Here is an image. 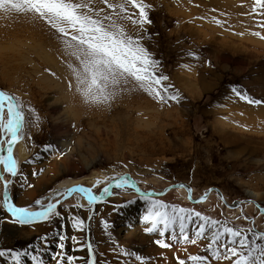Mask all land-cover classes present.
Listing matches in <instances>:
<instances>
[{
	"label": "rangeland",
	"instance_id": "obj_1",
	"mask_svg": "<svg viewBox=\"0 0 264 264\" xmlns=\"http://www.w3.org/2000/svg\"><path fill=\"white\" fill-rule=\"evenodd\" d=\"M143 3L149 6L150 23L120 19L96 0L93 7L104 9L100 16L112 15L126 34L142 38L141 46L157 61L154 73L168 77L153 85L165 99L133 88L120 92L110 106L87 104L76 92L69 68L76 62L63 55L62 45L47 27L1 11L4 24L15 35L0 42V90L17 97L25 110L26 135L14 150L22 173L11 188L16 206L39 210L33 207L37 200L47 203L53 194L55 201L60 200L64 195L59 193L73 185L100 194L112 177L131 174L141 191L161 192L185 183L197 199L218 187L229 203L254 200L264 207V9L255 0ZM121 15L141 19L131 4ZM171 95L178 101L168 99ZM0 140H5L2 132ZM4 177L10 178L6 170ZM76 194L49 220L25 226L0 223V250L6 252L0 264H13L9 251L23 254L33 248L39 249L34 254L43 257V264H58L54 257L61 251L60 259L71 256L72 264H93V259L95 264H179L181 259L194 264L192 256L207 257L204 264H232L229 259L217 260L208 247L210 225H205L208 239L195 237L204 223L195 215L185 226L195 244L149 232L151 225L144 220L148 201L164 203L169 210L183 207L200 212L221 221L217 227L264 233V215L255 205L247 202L240 213L226 208L214 192L205 204L191 203L185 191L177 190L146 201L132 187L113 188L112 195L98 205ZM129 201L135 203L115 207ZM5 216L10 219L0 180V219ZM245 217L254 219V224ZM77 219L85 221L82 231L75 227ZM41 237L48 241L43 247ZM157 239L171 246L161 248ZM60 243L63 250L57 246ZM20 264L34 262L22 255Z\"/></svg>",
	"mask_w": 264,
	"mask_h": 264
},
{
	"label": "snow or ice",
	"instance_id": "obj_2",
	"mask_svg": "<svg viewBox=\"0 0 264 264\" xmlns=\"http://www.w3.org/2000/svg\"><path fill=\"white\" fill-rule=\"evenodd\" d=\"M98 3L106 4L112 9L116 17L120 19H132L133 23H150L147 18L146 8L149 6L143 3V0H124L123 3L109 2V0H96ZM94 0H0V11L5 13L14 12L22 15L34 24L45 26L51 32L52 36L62 45V52L69 60L74 59L75 66L69 63V68L75 80L76 92L81 95L84 102L90 105L110 106L116 96L124 91L133 88H139L147 91L150 95L163 101L165 97L161 95L153 85H161L162 81L168 79L167 76H157L153 69L157 61L153 60L147 49L141 46L142 38H134L126 34L123 29L116 26V21L112 15L100 16L103 8L93 7ZM256 5L264 9V0H255ZM131 4L133 8L139 10L140 21H136L132 16L121 15L125 13L127 5ZM255 11V9H254ZM72 87V84H69ZM167 92V88H164ZM232 91L236 92V89ZM237 95H241L239 92ZM243 99L244 97L241 96ZM170 100H177L178 96L171 95ZM248 103H261L259 100H248ZM5 109L7 119H4ZM25 110L17 97H14L5 91L0 90V132L4 134L5 140H0V153L5 151L3 144L7 143L6 156L0 155V180H4V170L7 171L10 178H19L22 176L17 161L13 158L14 144L25 138ZM115 183L109 184L103 188L104 195H112L111 188L132 187L136 191L135 184L127 176L111 178ZM97 184L102 181H97ZM5 189L8 188V180H4ZM178 187H186L179 185ZM189 193L191 189H188ZM80 193L87 199L91 205L104 198L98 195L92 189L84 186L69 188L60 195H71ZM149 193H140V196L148 201ZM56 194L45 203L37 200L35 206H39L38 211H32L28 206H16L10 202L5 191L3 207L10 219L6 216L0 219V223L8 222L15 225H31L38 221H46L51 217L59 215L57 211ZM149 208L146 209L144 220L151 227L149 232H157L159 236L168 235L169 239L183 238L188 243L195 244L196 239H189L185 233L186 224L193 222L192 216L199 218L202 223L198 226L194 235L197 238L208 239L205 236V225H210L209 231L211 238L208 247L212 250L217 260L224 258L232 261V264H264V233L249 232L238 227H217L222 222L202 216L200 212L192 213L183 207H171L164 203L148 201ZM199 202V201H197ZM135 201H129L125 205L115 207H127ZM84 220L77 219L75 227L83 230ZM178 226L179 232H176ZM107 228V223L105 224ZM222 236L227 240L222 241ZM61 240L64 237H60ZM41 246L47 244V237H41ZM219 242V244H218ZM157 245L161 248H168L171 245L157 239ZM218 247L213 248V245ZM61 250L64 244L57 245ZM92 249V244L87 245ZM224 249L221 253L220 249ZM39 249L33 248L30 251L20 252L9 251L8 255L13 264H20L21 256L31 257L34 264H43V257L34 254ZM6 252L0 250V258L4 257ZM64 253L61 251L54 257L58 264H72L73 257L67 256L66 259H60ZM137 259H140L137 257ZM207 257L192 256L194 264H204ZM93 264L95 260L93 259ZM179 264H185L184 260H179Z\"/></svg>",
	"mask_w": 264,
	"mask_h": 264
},
{
	"label": "water",
	"instance_id": "obj_3",
	"mask_svg": "<svg viewBox=\"0 0 264 264\" xmlns=\"http://www.w3.org/2000/svg\"><path fill=\"white\" fill-rule=\"evenodd\" d=\"M17 143V142H16ZM16 143L14 144V146H13V149H14V147H15V145H16ZM6 148H7V144H6ZM6 150V149H5ZM14 152V151H13ZM2 153H0V155H1ZM7 154V153H6ZM14 154V153H13ZM6 156V155H5ZM128 178H130V180L131 181H133L134 182V184H135V188H138L139 189V186H138V184L136 183V181L131 177V175H129V174H127L126 175ZM14 179L15 178H10V180L8 181V187L10 186V185H12V183H13V181H14ZM5 180V179H4ZM4 180H2L3 181V186H4ZM115 182L113 181V182H111L110 184H114ZM179 185H182L181 183H176V184H173V185H170V186H168V187H166L163 191H161V192H155V191H140V189H139V191H136L134 188H133V190H135V192H136V194L137 195H140V193H149L150 195L149 196H153V197H162V196H164V195H166L168 192H170L171 190H174V189H176V188H183V187H178ZM75 187H77L76 185L75 186H73V187H70V188H75ZM113 188H115L114 186L111 188V190L113 189ZM185 188V190H186V192H187V198H188V200L190 201V202H192V203H201V202H205L208 198H209V195L213 192V191H215V192H217L218 194H220V198H221V200L223 201V203L226 205V207H228V208H231V209H238L240 206H241V202H252V200H247V201H234L232 204L231 203H228L227 201H226V199L224 198V196L222 195V193H221V191H220V189L218 188V187H211L206 193H204L202 196H200V197H198L197 199H194V197H193V190L190 188V187H188V186H186V187H184ZM191 189V192L189 193V191H188V189ZM5 191H7V197H8V200L10 201V202H12V199H11V196H10V193H9V191H8V188L7 189H5V186H4V188H3V192H2V197H3V204H4V197H5ZM103 194V192H101V195ZM83 195V194H82ZM72 196V194L69 196V195H64L60 200H57V201H55V202H57V207H59L63 202H65L68 198H70ZM110 195H107V197H109ZM197 201H199V202H197ZM98 202H100V201H98ZM98 202H96V203H98ZM255 205L258 207V209L261 211V212H263L264 213V207H262L260 204H258V203H255ZM5 211H6V209H5ZM36 211H38V210H36ZM10 215V214H9ZM249 221H251L252 222V224H254V219H249Z\"/></svg>",
	"mask_w": 264,
	"mask_h": 264
},
{
	"label": "bare ground",
	"instance_id": "obj_4",
	"mask_svg": "<svg viewBox=\"0 0 264 264\" xmlns=\"http://www.w3.org/2000/svg\"><path fill=\"white\" fill-rule=\"evenodd\" d=\"M6 21V18L4 17V13H1V11H0V42L2 43L3 41L5 42V41H9L10 40V38H12L14 35H15V31H14V29H12V28H10V27H8V26H6L5 24H4V22ZM10 22V21H9ZM8 22V23H9ZM25 22V21H24ZM23 22V23H24ZM11 23V22H10ZM23 25V24H22ZM23 28V27H22ZM18 43V42H17ZM21 43V42H20ZM0 47H2V46H0ZM6 48V47H5ZM4 48V49H5ZM3 51V48H0V53ZM42 54H44V53H42ZM6 56V55H5ZM17 56V55H16ZM47 57V56H46ZM8 58V57H7ZM10 58V57H9ZM5 112L7 113V111H6V109H5ZM5 112H4V114H5ZM18 142V141H17ZM7 144V143H6ZM6 144L3 146L5 149H6ZM18 144H16L15 145V147H14V149H13V151L15 150V148H16V146H17ZM22 156H26V154H27V150L25 149V147L24 146H22ZM14 153V152H13ZM1 155H6V150L1 154ZM13 158H14V154H13ZM15 159V158H14ZM127 175V174H126ZM126 175H124V176H126ZM129 175H131V174H129ZM4 179L5 180H10V178L9 179H6L5 177H4ZM1 182H2V192H3V188H4V186H3V181L1 180ZM90 182H92V181H90ZM182 185H185V186H188V187H190L189 185H187V184H185V183H181ZM12 185H13V183H12ZM12 185H10L9 187H8V191H9V193H10V196H11V188H12ZM73 186H75V185H73ZM73 186H71V187H73ZM77 187H80V186H82V185H76ZM108 186V185H107ZM106 186V187H107ZM85 187V186H84ZM192 190H193V188L192 187H190ZM133 189V188H132ZM139 189H140V187H139ZM174 190H177L178 192H183V191H185L186 192V190H185V188L183 187V188H176V189H174ZM134 191V193H136L135 192V190H133ZM140 191H141V189H140ZM221 191V190H220ZM102 192H103V190H102ZM111 192H112V190H111ZM144 192V191H143ZM193 192H194V190H193ZM214 193H216L217 194V196L216 197H219V199L221 200V198H220V194H218L217 192H215V191H213ZM212 192V193H213ZM211 193V194H212ZM221 193H222V195L224 196V194H223V192L221 191ZM78 194H80V193H78ZM211 194L209 195V197H211ZM253 195H254V193H252ZM73 195H77L76 193H73L72 194V196ZM82 197H83V199H84V201H86V202H88L87 201V199L82 195V194H80ZM98 195H101V193L100 194H98ZM103 196H104V198L102 199V200H100V202H98V203H93V204H100V203H102V202H104L108 197H107V195H104V194H102ZM72 196L70 197V198H72ZM137 196H140V195H137ZM186 196H187V192H186ZM193 196H194V194H193ZM148 198H153V196H149ZM224 198H225V196H224ZM2 199H3V197H2ZM11 199H12V203H14V201H13V198H12V196H11ZM188 199V198H187ZM209 199V198H208ZM208 199L205 201V202H201L202 204H205L207 201H208ZM226 199V198H225ZM222 201V200H221ZM227 201V200H226ZM228 202V201H227ZM192 203V202H191ZM201 203H197V204H201ZM222 203H223V201H222ZM229 203V202H228ZM233 203V202H232ZM231 203V204H232ZM248 203H250V204H248ZM241 202V206L238 208V210H240V213L242 212V210H243V205H245V204H248V205H255V203H257V202H255L254 200L252 201V202ZM252 203V204H251ZM224 204V203H223ZM224 206L226 207V205L224 204ZM256 206V205H255ZM226 208H228V207H226ZM256 208L258 209V207L256 206ZM228 209H231V208H228ZM231 210H235V209H231ZM259 210V209H258ZM32 211H35V210H32ZM236 211V210H235ZM259 212H260V214H262V215H264V213L263 212H261L260 210H259ZM250 218H247V217H245L244 218V220L246 221V222H248V220H249Z\"/></svg>",
	"mask_w": 264,
	"mask_h": 264
}]
</instances>
